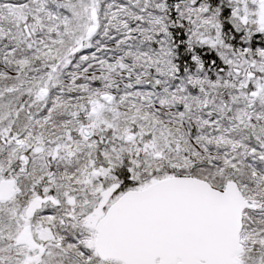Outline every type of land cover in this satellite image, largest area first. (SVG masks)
<instances>
[{
    "label": "snow or ice",
    "instance_id": "1",
    "mask_svg": "<svg viewBox=\"0 0 264 264\" xmlns=\"http://www.w3.org/2000/svg\"><path fill=\"white\" fill-rule=\"evenodd\" d=\"M0 264H264V0H0Z\"/></svg>",
    "mask_w": 264,
    "mask_h": 264
}]
</instances>
